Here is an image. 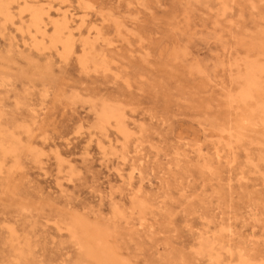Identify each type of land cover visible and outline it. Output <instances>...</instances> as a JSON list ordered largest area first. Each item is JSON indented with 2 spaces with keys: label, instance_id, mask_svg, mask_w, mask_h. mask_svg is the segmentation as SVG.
Segmentation results:
<instances>
[{
  "label": "rangeland",
  "instance_id": "374dc122",
  "mask_svg": "<svg viewBox=\"0 0 264 264\" xmlns=\"http://www.w3.org/2000/svg\"><path fill=\"white\" fill-rule=\"evenodd\" d=\"M263 118L264 0H0V264H264Z\"/></svg>",
  "mask_w": 264,
  "mask_h": 264
},
{
  "label": "bare ground",
  "instance_id": "6f19581e",
  "mask_svg": "<svg viewBox=\"0 0 264 264\" xmlns=\"http://www.w3.org/2000/svg\"><path fill=\"white\" fill-rule=\"evenodd\" d=\"M36 12V11H35ZM68 12H69V10H68ZM70 13V12H69ZM67 15V12H66V14L64 13V16H66ZM73 18V17H72ZM71 18V19H72ZM40 23H41V18H38L37 19V14H35V13H33L32 14V24H33V26L34 27H36V28H39V25H40ZM64 24V23H63ZM62 25V24H61ZM63 27H65V26H63ZM57 29H56V34H57V36L59 37V35H61V30H62V28L61 27H56ZM64 29H66V27L64 28ZM36 30V29H35ZM59 34V35H58ZM70 37V36H69ZM61 38V37H60ZM68 40V39H67ZM62 44H64V43H62ZM69 44L67 43H65V45H64V47H66V46H68ZM69 50H70V48H68ZM68 49H65V53H67V51H68ZM250 72V71H249ZM247 94H248V91H246V92H244L243 93V95H246L247 96ZM249 95V94H248ZM253 98V97H252ZM109 106V105H108ZM107 106V107H108ZM111 107V106H110ZM259 107V106H258ZM115 108V107H114ZM113 109V108H112ZM252 109V108H251ZM120 111V110H119ZM121 113V112H120ZM115 114V113H114ZM103 117H105L106 116V113H102L101 114ZM101 116V117H102ZM108 116V115H107ZM108 118V117H107ZM115 118H116V116H115ZM263 124H264V118H263ZM244 262H245V260H244ZM241 263V262H240ZM243 264V263H242ZM246 264V263H245Z\"/></svg>",
  "mask_w": 264,
  "mask_h": 264
}]
</instances>
